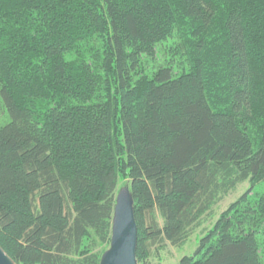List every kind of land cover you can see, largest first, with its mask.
<instances>
[{"label": "trees", "instance_id": "trees-1", "mask_svg": "<svg viewBox=\"0 0 264 264\" xmlns=\"http://www.w3.org/2000/svg\"><path fill=\"white\" fill-rule=\"evenodd\" d=\"M170 41L187 70L145 74ZM0 98L16 264H98L121 181L139 264L249 182L178 264H264V0H0Z\"/></svg>", "mask_w": 264, "mask_h": 264}, {"label": "rangeland", "instance_id": "rangeland-1", "mask_svg": "<svg viewBox=\"0 0 264 264\" xmlns=\"http://www.w3.org/2000/svg\"><path fill=\"white\" fill-rule=\"evenodd\" d=\"M173 43L174 42L170 41L161 43L156 46L154 56L146 58L142 65L144 67L145 74L151 73L160 65H167L171 62H173L172 64L174 66V72L176 73V75L187 70V65L182 63V59L178 56L172 55V52L169 47H171ZM8 122L9 116L5 109V106L3 105L2 99L0 98V127L4 126ZM124 184H127L129 186L128 181H121L118 184L116 194L118 192V189ZM249 187V182H243L241 184H238L235 189L231 190L226 195L221 196L211 206V208L200 217L197 225H195L191 229L188 234V237L186 238L182 246L176 247L166 242L160 246L154 247L152 248V253L150 254V257L144 263L141 264H178L179 260L182 257L192 255L198 246L199 240L207 231H209L213 227L222 212L225 211L228 206L235 202L242 194H244L245 191L249 189ZM263 189L264 184H259L255 187V190L257 191H263ZM95 245L96 247L94 248V252L100 253V261L101 255L105 250L108 249L109 243L108 245H100L96 241ZM262 261L264 263V254H262Z\"/></svg>", "mask_w": 264, "mask_h": 264}, {"label": "water", "instance_id": "water-1", "mask_svg": "<svg viewBox=\"0 0 264 264\" xmlns=\"http://www.w3.org/2000/svg\"><path fill=\"white\" fill-rule=\"evenodd\" d=\"M137 226L130 187L122 185L115 196L109 247L99 264H138L136 259ZM0 264H16L0 247Z\"/></svg>", "mask_w": 264, "mask_h": 264}]
</instances>
